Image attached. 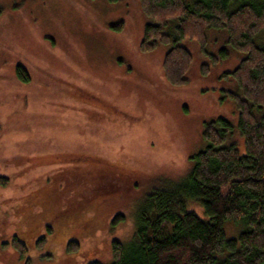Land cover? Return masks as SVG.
Wrapping results in <instances>:
<instances>
[{
    "label": "rangeland",
    "instance_id": "rangeland-1",
    "mask_svg": "<svg viewBox=\"0 0 264 264\" xmlns=\"http://www.w3.org/2000/svg\"><path fill=\"white\" fill-rule=\"evenodd\" d=\"M0 9V179L7 180L0 183V264H108L112 241L132 238L150 186L189 173L190 158L205 147V123L230 121L244 153L235 106L222 100L234 84L221 76L245 54L227 46L225 30H207L216 63L196 43L181 42L192 63L186 83L175 87L162 69L168 48L139 51L147 19L138 0H0ZM73 88L113 110L97 109L96 125L57 119L53 112L75 104ZM62 149L85 156L62 162L49 153ZM188 211L207 220L197 205ZM117 215L124 221L113 228ZM234 227L225 224L227 238L239 233ZM70 241L78 243L73 253Z\"/></svg>",
    "mask_w": 264,
    "mask_h": 264
},
{
    "label": "trees",
    "instance_id": "trees-1",
    "mask_svg": "<svg viewBox=\"0 0 264 264\" xmlns=\"http://www.w3.org/2000/svg\"><path fill=\"white\" fill-rule=\"evenodd\" d=\"M138 1L147 19L139 51L168 48L162 69L171 86L186 83L192 63L182 41L196 43L205 58L217 62L206 49L209 29L225 30L227 46L245 54L233 71L221 76L234 84L223 91L222 100L235 106L244 153L237 149L239 136L230 121L205 123V147L190 158L189 173L179 181L157 179L150 186L137 208L132 238L112 241L108 264H264V0ZM114 28L121 31L123 25ZM220 54L229 55L226 49ZM207 70L202 66L203 74ZM16 75L29 82L23 68L17 67ZM6 181L0 179L3 185ZM192 205L202 208L206 221L188 211ZM122 221L117 215L111 225ZM229 222L240 230L235 238L225 236ZM13 246L25 256L24 244L14 240ZM77 249L78 243L67 244L68 253Z\"/></svg>",
    "mask_w": 264,
    "mask_h": 264
},
{
    "label": "flooded vegetation",
    "instance_id": "flooded-vegetation-1",
    "mask_svg": "<svg viewBox=\"0 0 264 264\" xmlns=\"http://www.w3.org/2000/svg\"><path fill=\"white\" fill-rule=\"evenodd\" d=\"M29 82H30V77H29ZM73 92L77 93V95L72 94V97L77 99V100H74L75 104H73L71 106L68 104L63 105L62 106L63 110L55 111V112H53V115L56 116L57 119H61L62 117H63V119H67V117L68 118L70 117L73 121H79V122L84 123V124L89 123V121H92L93 125H96L99 122H101L100 120L103 119L102 118L103 116L101 117L99 115V113L96 112V110L100 109V107H102L100 105L98 106V104L101 103L102 100H100L95 95L91 94L90 92H85L84 90H81L80 88H73L71 93H73ZM71 93H68V94H71ZM82 101L89 104L91 109H89V107L87 109H85L84 107L80 106ZM93 104H96V106H94ZM102 108L113 110V109H111V107L109 105L107 108L106 107L105 108L102 107ZM93 109H95V111H92ZM49 153L53 154V156H56L59 159V161L69 160L70 156L73 157L76 154H78L79 156H82V157L85 156V154L82 151L69 152L68 150H63V149L57 150V151H50Z\"/></svg>",
    "mask_w": 264,
    "mask_h": 264
}]
</instances>
